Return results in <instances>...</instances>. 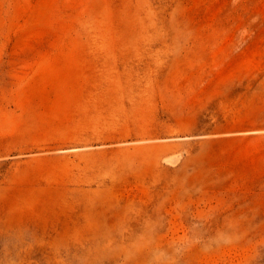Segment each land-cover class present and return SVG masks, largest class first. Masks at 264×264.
I'll return each mask as SVG.
<instances>
[{
    "label": "rangeland",
    "instance_id": "obj_1",
    "mask_svg": "<svg viewBox=\"0 0 264 264\" xmlns=\"http://www.w3.org/2000/svg\"><path fill=\"white\" fill-rule=\"evenodd\" d=\"M0 264H264V0H0Z\"/></svg>",
    "mask_w": 264,
    "mask_h": 264
}]
</instances>
